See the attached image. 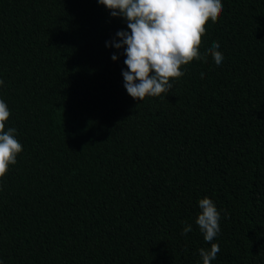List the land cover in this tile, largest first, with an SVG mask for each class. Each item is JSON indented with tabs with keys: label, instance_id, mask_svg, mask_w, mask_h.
<instances>
[{
	"label": "trees",
	"instance_id": "trees-1",
	"mask_svg": "<svg viewBox=\"0 0 264 264\" xmlns=\"http://www.w3.org/2000/svg\"><path fill=\"white\" fill-rule=\"evenodd\" d=\"M222 3L200 49L218 41L222 64L137 101L108 46L123 18L0 0V99L23 145L0 180V264H203L204 197L221 212L211 264H264V0Z\"/></svg>",
	"mask_w": 264,
	"mask_h": 264
},
{
	"label": "clouds",
	"instance_id": "clouds-1",
	"mask_svg": "<svg viewBox=\"0 0 264 264\" xmlns=\"http://www.w3.org/2000/svg\"><path fill=\"white\" fill-rule=\"evenodd\" d=\"M98 3L112 17L123 18L130 30L118 31V40L108 46L123 49L127 66L122 71L124 87L134 100L167 95L173 81L182 78L185 67L193 61L207 63L211 56L220 66L224 60L218 41H213L203 53L200 50L202 38L207 34L206 26L218 22L223 12L222 0H98ZM112 59L116 61L118 57L113 54ZM204 75L201 73V78ZM3 84L0 80V86ZM10 117L7 103L0 99V180L23 152L17 130L6 127ZM198 206L201 211L195 223L205 242L211 245L209 249H199V254L203 264H211L220 252L219 244L213 241L221 232V212L208 197L200 199ZM190 231L192 225L186 224L181 235L186 236Z\"/></svg>",
	"mask_w": 264,
	"mask_h": 264
}]
</instances>
